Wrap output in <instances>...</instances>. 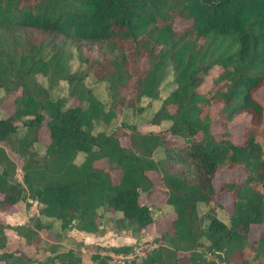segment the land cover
I'll return each mask as SVG.
<instances>
[{
  "label": "trees",
  "instance_id": "trees-1",
  "mask_svg": "<svg viewBox=\"0 0 264 264\" xmlns=\"http://www.w3.org/2000/svg\"><path fill=\"white\" fill-rule=\"evenodd\" d=\"M180 19L186 24L176 28ZM213 66L220 71L206 85ZM89 74L107 83L108 102L87 85ZM58 80L68 83L69 96L53 92ZM165 81L172 86L162 95ZM261 86L264 0H0V211L28 198L40 204L30 224L13 226L29 244L52 227L42 216L57 219L59 229L100 234L101 208L141 230L154 220L153 206L139 197L156 190L148 173L155 171L163 206L175 214L172 231L130 264H243L245 250L264 263V230L248 238L252 224H264V103L254 95ZM143 98L160 101L148 119L107 129L124 111L143 112ZM212 105H219L215 117ZM240 113L250 124L237 142L228 124ZM42 127L49 140L40 153ZM7 148L21 157L22 180ZM101 160L106 166L96 165ZM232 168L242 178L216 188L218 174ZM221 192L232 199L228 222L216 213L225 208L216 201ZM200 203L210 206L201 212ZM7 239L0 227V264L82 261L71 248L50 244L39 262L4 249ZM91 259L114 264L111 254Z\"/></svg>",
  "mask_w": 264,
  "mask_h": 264
},
{
  "label": "rangeland",
  "instance_id": "rangeland-1",
  "mask_svg": "<svg viewBox=\"0 0 264 264\" xmlns=\"http://www.w3.org/2000/svg\"><path fill=\"white\" fill-rule=\"evenodd\" d=\"M185 24L186 22L180 19L176 20L174 26L176 28H182L183 26H185ZM77 65V59L74 58L73 60H71V69H75ZM219 71L220 67L213 66L210 69V74L205 80V84L209 85L211 83L212 76L218 74ZM169 79L170 77L168 78V80ZM39 80L43 84H48L46 78L39 77ZM85 82L93 89V91L101 100L105 102L109 101L107 83L105 81L97 80L93 74H89ZM166 82L167 81L162 84V95L166 94V91L169 90L172 86ZM52 89L55 94L69 96L67 95L68 83L65 80H58ZM254 95L259 101H262L264 103V86H261L259 89H257L254 92ZM69 100H74V102H76V99L72 97L69 98ZM159 103L160 101L158 99L143 98L142 104L146 106L143 112L135 113L132 111H124L123 113L118 114V116L111 122V124L107 126V129L109 130L113 128L122 120H130L136 122L144 121L151 116V113L157 108ZM12 109L13 96L9 95L6 97V100L2 104V111L8 113L12 111ZM218 110L219 105H212V116L215 117L218 113ZM141 124V128L143 130L158 128L157 126H149L145 123ZM249 124L250 115L248 113H240L232 118L228 125L234 134V141L240 142L243 139L245 127H247ZM39 136L40 140L35 143V148L40 153H43L45 150V145L49 140L46 127H42L39 129ZM122 140L126 141L125 138H123ZM8 153L16 163V178L22 180V170L20 167L22 163L21 157L10 150H8ZM83 156L84 153H78L76 156V161L82 160ZM96 165L106 166V162L104 160L96 161ZM148 173L152 178V182H154L156 190L149 193L141 192L139 197L140 202L148 203L153 206V209H151V211L154 220L145 228L134 231L131 226L127 225L125 221L122 220L120 212H112L105 209L102 210V208L100 209V211L102 212V218L99 226V228L101 229L100 234L77 230L75 227H69V229H59V221L57 219H49L45 216H42L45 221H50L52 223V227L41 228L34 241L29 244L25 239L22 238V236L19 235L17 230L13 227L16 224L29 223L31 218L39 214L40 204L36 200L28 198L20 200L13 206L0 211V227L4 229L8 238L4 249H7L9 251H13L16 248L22 249L25 253L34 255L35 259H37L39 262H43L46 260L47 254L44 248H49L47 252H50V244H58L60 250L71 248L73 252L80 255L82 259L81 264H91V255L94 253L111 254L112 262L114 264H130L131 258L136 257V259H139L150 248L158 244L155 238H159L162 231H172L171 220L175 216L173 212L167 213L168 210L171 209L170 205L163 206L164 194L160 190L163 186L159 179V174L155 171H149ZM111 175L113 181L116 182L119 177V172L113 171L111 172ZM241 178V170L232 168L225 172H220L215 179V185L216 188H218L220 183L224 180H239ZM216 198V201L223 203L225 206V208L216 207V213L222 220L228 222V211H231L232 199L230 195L225 192L217 193ZM159 206L163 207L160 208ZM209 206L210 204L200 203L198 208L201 212H204L209 208ZM262 230H264V224H252L248 233L249 240L257 238L260 231ZM57 233L60 234V236H57ZM74 236H80L82 238V241L76 240ZM122 244H130L131 249L128 253L124 254L111 250L112 247L120 246ZM242 255L248 260L243 264H264L259 263L256 259H253L251 250H245ZM236 259H240V254H237ZM218 263L224 264L220 261H218Z\"/></svg>",
  "mask_w": 264,
  "mask_h": 264
}]
</instances>
